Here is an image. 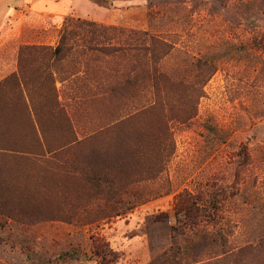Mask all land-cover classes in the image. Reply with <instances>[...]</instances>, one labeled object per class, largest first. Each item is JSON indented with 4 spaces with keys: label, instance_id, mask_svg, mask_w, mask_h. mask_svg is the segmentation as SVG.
Instances as JSON below:
<instances>
[{
    "label": "rangeland",
    "instance_id": "374dc122",
    "mask_svg": "<svg viewBox=\"0 0 264 264\" xmlns=\"http://www.w3.org/2000/svg\"><path fill=\"white\" fill-rule=\"evenodd\" d=\"M69 20L151 30L172 83L126 85L140 62L78 25L20 62L40 88L0 97V264H264V0H0V51L51 55ZM212 193L215 221L185 217Z\"/></svg>",
    "mask_w": 264,
    "mask_h": 264
},
{
    "label": "trees",
    "instance_id": "16d2710c",
    "mask_svg": "<svg viewBox=\"0 0 264 264\" xmlns=\"http://www.w3.org/2000/svg\"><path fill=\"white\" fill-rule=\"evenodd\" d=\"M75 25H78L82 28L87 27L91 31V38L87 40V44H89L88 49L92 52L103 53L104 55L110 57H127L133 61L140 62V73H135L134 71L132 72L134 74L127 76L125 81L126 85H136L140 82V80H142L153 89H156L160 85H162L165 89L172 83L171 77L167 72L164 71L161 65V61H163L165 56L160 60H158L156 56L158 48H162V51H166L168 50L169 45L163 38L152 33L151 30H124L111 26H99L98 30L96 29L98 26L92 22L69 20L63 30L59 45L53 52L55 55H63L65 50H67V53L70 52V48L66 49L65 45L68 41V36L71 37L75 34ZM92 44L95 45L92 46ZM37 150L41 151V153L45 152L43 146L40 147V144H38ZM95 187L98 191L97 193H104L105 190L102 188L100 182L96 183ZM107 193H111V191L109 190ZM216 198L217 197L214 193L210 194V209L208 208L209 212H206V208L201 212L198 210L193 212V209L190 208L189 211L186 210L184 212L185 217L187 219H192L198 216H203L206 219V222H208L209 219L215 221L217 217V211L220 207ZM198 227L199 225L193 222L190 229L195 231ZM197 235L198 234L195 232L192 237H196ZM181 236L183 238L180 241H187L188 237L185 233H182ZM198 237L205 241L210 240L211 243L215 242L213 237L210 236V234H208L206 231L202 236ZM176 245L177 251L181 250V246H178V244ZM162 256V261L166 262V254ZM59 258L74 261L85 259L86 256L79 250L72 248L66 252H63ZM103 260H105V258H103Z\"/></svg>",
    "mask_w": 264,
    "mask_h": 264
},
{
    "label": "crops",
    "instance_id": "0c3cea01",
    "mask_svg": "<svg viewBox=\"0 0 264 264\" xmlns=\"http://www.w3.org/2000/svg\"><path fill=\"white\" fill-rule=\"evenodd\" d=\"M59 5L60 3L52 4L49 7L50 11L60 12L61 9L59 8ZM9 11L10 9L6 7L3 15L5 19L7 18ZM62 11H65V9H63ZM52 17H56L53 18L55 19L56 22L59 20V23H62L60 22V18H59L60 16H58L57 14H53ZM4 50L5 49H2L0 51V97L5 96V100L8 99L9 102H13L15 99L13 97V93L16 92V100L23 104L24 100L20 95V92L22 90L26 94L27 104H29L30 107H33L38 102L37 99L38 96L36 95V93L38 92L40 87L37 84L33 85L34 84L32 83V81H34L33 79H29L24 76L26 72L25 64H22L20 62L23 61L29 62V61L45 60V59L52 60L53 62H55V60L60 58L61 55H55L54 53H51V55L44 53L20 54L18 52L12 54ZM52 72H55L53 65H52ZM28 82L29 84H27Z\"/></svg>",
    "mask_w": 264,
    "mask_h": 264
}]
</instances>
